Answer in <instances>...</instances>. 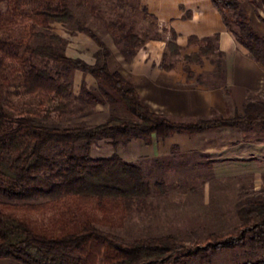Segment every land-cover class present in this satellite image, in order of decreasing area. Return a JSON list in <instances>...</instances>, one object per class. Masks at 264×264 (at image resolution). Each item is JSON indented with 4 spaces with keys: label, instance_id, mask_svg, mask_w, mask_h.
<instances>
[{
    "label": "trees",
    "instance_id": "trees-1",
    "mask_svg": "<svg viewBox=\"0 0 264 264\" xmlns=\"http://www.w3.org/2000/svg\"><path fill=\"white\" fill-rule=\"evenodd\" d=\"M94 2L114 3L115 19L107 25L129 62L149 34L137 33L126 22V0H0V6L6 5V12L0 11L1 24H13L18 18L19 26L29 22L16 35L0 30V258L19 264H193L190 261L195 259L212 264L222 251L264 250V196L237 206L234 231L213 232L192 245L172 234L124 239L110 231L123 228L134 212L145 211L156 196H167L169 187L161 177L147 178L141 164L127 162L117 152L93 157L91 150L97 143L116 149L133 139L149 144L153 137L219 129L259 134L264 132V101H247L240 112L228 117L192 121L151 111L132 82L110 70V51L96 32L78 20L76 11L93 10ZM211 2L248 58L264 66V36L252 27L246 8L264 0ZM54 24L76 26L86 34L98 48L94 63L66 56L67 41L51 31ZM150 29H157L156 22ZM218 40L217 34L190 38L189 44L198 50L184 59L197 65L210 59L213 76H221ZM167 48L170 56L179 55L174 33ZM166 57L161 67L169 70L172 66ZM73 71L93 77L97 93L82 87L75 96L68 77ZM18 97L31 110L23 111ZM120 103L130 118L116 114ZM96 105L110 108L102 123L63 124L91 113ZM51 111L58 114V123L52 122ZM248 161L252 159L242 162ZM185 186L179 183L171 189L182 194ZM237 264H264V254Z\"/></svg>",
    "mask_w": 264,
    "mask_h": 264
},
{
    "label": "crops",
    "instance_id": "crops-1",
    "mask_svg": "<svg viewBox=\"0 0 264 264\" xmlns=\"http://www.w3.org/2000/svg\"><path fill=\"white\" fill-rule=\"evenodd\" d=\"M252 7L253 14L247 10L251 25L264 36V23L259 20L264 19V4ZM125 9L126 22L145 31L149 39L122 68L109 67L132 82L151 111L177 121H192L214 115L228 117L240 112L247 101H264V66L248 58L247 51L226 30L211 0H128ZM151 22L157 24L153 32ZM173 33L180 52L172 57L167 44ZM216 34L218 52L222 54V73L218 77L213 76L215 66L210 59H204L200 65L184 59L198 50L196 45L189 44L190 38L203 39ZM164 54L166 63L172 66L169 70L161 67ZM201 136L208 141L205 147L198 144ZM253 145L240 130L219 129L202 134H172L165 139L153 137L149 144L133 139L127 143L126 156L120 153L122 145L116 149L123 160L135 163L140 159L158 160L173 152L194 158V152H199L212 162V172L207 177L214 178L216 170L231 162L246 165L242 161L246 160L248 147ZM254 147L264 150V141L256 140ZM0 264L19 263L0 258Z\"/></svg>",
    "mask_w": 264,
    "mask_h": 264
},
{
    "label": "rangeland",
    "instance_id": "rangeland-1",
    "mask_svg": "<svg viewBox=\"0 0 264 264\" xmlns=\"http://www.w3.org/2000/svg\"><path fill=\"white\" fill-rule=\"evenodd\" d=\"M94 3L93 10L89 8L76 11L77 18L81 22H86L87 26L96 32L108 47L110 51L109 66L112 69L122 68L126 61L114 43L117 36L111 32L107 25L109 20L115 19V5L113 2ZM246 8L251 14L255 12L251 5L246 6ZM0 11L4 14L6 5L0 6ZM19 21H21L20 18L10 25L0 22V30L10 35H16L20 27L28 28L29 22H23L22 26H19ZM50 29L67 41L66 56L94 63L96 46L86 34L78 32L76 26L64 27L54 24L50 26ZM135 30L141 34L140 28L135 27ZM51 67L57 69L54 64H51ZM68 77L72 81V92L75 96L80 94L82 87L97 93L98 83L90 75L73 71L69 73ZM16 102L23 111L31 110L30 104L21 97L16 98ZM90 109L91 113L84 117L63 124L71 125L84 122L93 125L102 123L110 114V108L107 105L91 106ZM49 113L52 122L58 123V114L54 111ZM116 114L130 118L122 103L118 105ZM247 136L245 133V137L249 139L247 141L253 142L254 145L248 147L244 158L246 160L252 158V161H248L246 165L231 162L220 171L216 170L217 175L211 180L207 177L211 173V168L199 152H194V158L180 156L179 153L173 152L171 156H164L158 160H138L137 163L142 165L147 178L154 180L155 177H161L166 180L169 192L165 197L158 195L155 197L156 199H152L151 204L142 213L134 212L125 222L123 228L111 229L110 231L124 239L144 237L149 234H172L189 245L202 242L207 235L213 232L222 234L234 231L238 226L237 206L249 199L264 196V150L254 147L257 139L264 141V132L260 131L259 134L247 133ZM202 138L206 137L201 136L198 144L200 147H205L208 141ZM121 145L120 153L126 156L128 153L127 144ZM96 146L98 147L97 150L96 147L91 150L93 155L105 157L117 152V149L106 145L104 142H99ZM249 155L253 157L250 158ZM155 161H160V164H156ZM179 183L181 186L182 184L186 185L182 189L184 195H181L178 190L171 189L173 185ZM191 188L194 189V193L191 192ZM174 191L178 192L175 194ZM245 252V250L239 249L222 251L216 255L212 264H237L264 254V250L249 254ZM190 262L207 264L201 263L198 259Z\"/></svg>",
    "mask_w": 264,
    "mask_h": 264
}]
</instances>
